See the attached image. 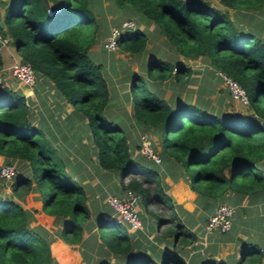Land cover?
I'll return each mask as SVG.
<instances>
[{"label": "trees", "instance_id": "trees-1", "mask_svg": "<svg viewBox=\"0 0 264 264\" xmlns=\"http://www.w3.org/2000/svg\"><path fill=\"white\" fill-rule=\"evenodd\" d=\"M218 1L8 0L0 14V32L9 37L21 60L51 80L85 114L101 167L116 170L120 178L134 170L145 173L142 179L121 184L146 199L151 196L146 183L154 177L153 172L132 157L124 130L106 117L108 84L101 64L88 52L106 12L117 14L118 23L126 10L135 11L139 21L152 23L178 54L204 58L212 69L236 79L246 89L248 103L237 112L233 108L207 109L188 101L171 105L141 85L143 78L136 75L130 83L133 116L156 131L161 129L160 155L180 161L191 187L200 194H255L264 188V175L258 167L264 160V36L260 35L264 32V0ZM48 8L54 13L48 14ZM146 38L135 26L121 34L118 46L129 53L140 52ZM146 71L154 80L172 77L175 83L184 84L190 80L192 68L154 57L148 60ZM0 154L5 156L4 163L18 164L11 192L0 190V264H56L45 230L29 225L31 212L17 199L34 180L43 205L64 217L60 236L77 244L90 213L86 192L64 170L55 148L30 122L25 96L3 84ZM157 195L172 205L160 188ZM122 227L114 217L101 218V243L116 261L103 256L92 264H184L177 253L160 262L135 255L130 235Z\"/></svg>", "mask_w": 264, "mask_h": 264}, {"label": "crops", "instance_id": "crops-1", "mask_svg": "<svg viewBox=\"0 0 264 264\" xmlns=\"http://www.w3.org/2000/svg\"><path fill=\"white\" fill-rule=\"evenodd\" d=\"M7 1L0 0V12ZM124 14H127L126 17L137 19V28L147 36L145 48L136 53H129L119 46L109 50L101 45L96 46L95 37L88 52L101 64L108 84L109 98L104 110L106 117L121 126L129 138L128 145L132 157L141 166L152 170L154 176L146 184L151 196L146 199L141 196L139 201L142 228L130 230L123 224L130 235L135 255L149 256L160 262L177 253L184 264H264L260 250L264 245V188L255 194L226 191L218 197H207L191 187L187 171L173 156L163 153L160 162L145 158L139 151L140 134L148 133L156 151L161 152V129L156 131L135 119L130 83L134 76L141 75L147 88L171 105L188 101L207 109L217 110L221 107L225 111L234 107L232 103H240L234 98L230 103L229 99L226 100L228 103L220 99L216 104L209 98L200 100L197 96L202 90L198 88L197 83L203 75L211 78L212 67L207 61L201 57H185L174 50L177 54L173 55L177 57L170 58L168 51H171L172 46L168 42L158 41L159 38L163 40V37L159 33L155 35L151 32L152 23L139 21L137 13L130 9ZM261 32L260 35L264 36V32ZM102 49H106L112 56L103 55ZM118 51L129 55L118 57ZM0 52L2 84L25 96L30 122L40 129L55 148L57 156L63 162L64 170L83 186L90 211L89 218L84 222L87 228L81 242L67 243L59 234L64 217L43 208V198L33 180L29 190L17 199L23 208L31 212L29 225L45 230L44 236L49 240L56 264H92L103 256L116 261L114 254L102 245L98 232L102 215L111 211L108 196L111 193L121 194L125 189L122 182L127 183L133 178L142 179L145 173L134 170L121 179L116 170L101 167L85 114L67 100L51 80L39 72L32 85L18 82L10 75L8 68L13 60L21 59L20 55L11 44H3ZM154 57L175 64L179 62L189 65L192 68L190 80L180 84L175 83L172 77L165 80L150 78L146 72V64ZM210 78L204 83L210 82ZM206 92L210 98L214 96L212 88ZM240 105L246 108L245 105ZM232 111L237 112L239 109L233 108ZM5 161V156L0 154V163ZM258 167L264 175V160L258 163ZM159 188L171 198L172 205L158 197ZM220 202L233 206L231 226L224 231H206V219L214 206Z\"/></svg>", "mask_w": 264, "mask_h": 264}, {"label": "built area", "instance_id": "built-area-1", "mask_svg": "<svg viewBox=\"0 0 264 264\" xmlns=\"http://www.w3.org/2000/svg\"><path fill=\"white\" fill-rule=\"evenodd\" d=\"M55 10L48 8V14H53ZM136 26V21L132 17H124L117 24L110 26L108 33L103 38V46L106 49L114 50L118 47V39L122 33L131 30ZM0 40L2 44H10L9 37L3 36L0 32ZM8 71L10 75L18 82L32 85L36 80V72L33 67L26 61L15 59L10 64ZM221 79L225 82L231 96L237 101L247 104L248 98L246 89L234 78L226 73L217 70ZM0 86H2V72L0 70ZM140 153L147 159L155 162L161 161V155L153 146L151 136L142 132L140 134L139 143ZM16 166L14 163H3L0 165V177L10 180L16 174ZM141 194L132 188H125L121 194L111 193L108 196V204L111 211L104 213L102 218H115L118 222L125 224L128 229L136 230L143 226L142 219L139 214V201ZM233 206L227 202L217 203L212 212L208 215L204 228L206 231L220 230L224 231L230 228L233 216ZM264 259V245L260 248Z\"/></svg>", "mask_w": 264, "mask_h": 264}, {"label": "rangeland", "instance_id": "rangeland-1", "mask_svg": "<svg viewBox=\"0 0 264 264\" xmlns=\"http://www.w3.org/2000/svg\"><path fill=\"white\" fill-rule=\"evenodd\" d=\"M214 4H219V1L218 0H211ZM1 2H4V0H1ZM106 3V2H105ZM2 11H3V8H2ZM2 11L0 12V13H2ZM107 14H106V17H104L105 18V21L103 20L102 21V24L99 26V28H97V30H96V32H95V37L97 38V40H96V42L94 43L96 46L97 45H101V46H103V38L106 36V34L108 33V30H109V27L112 25V24H114L115 22L114 21H116L117 19V14H112V13H109V12H106ZM127 16V14H124V17H126ZM129 16V15H128ZM131 17V16H130ZM77 18V16H75V17H73L72 19L74 20V19H76ZM123 18V17H122ZM135 20H136V22H137V19L135 18V17H133ZM121 19V18H120ZM151 32L153 33V34H158L157 33V31H155V30H151ZM161 37H163V40L161 39V38H159V40L158 41H162L163 43H165V42H167V40H166V38L162 35ZM103 51V55H105V56H108V55H111V53L110 52H108V51H106V49H102ZM170 50L171 51H168V56L170 57V58H172V59H174L175 57H177L176 55H173V53L175 54L176 52H174V51H176L175 50V48L174 47H172V48H170ZM174 50V51H173ZM177 54V53H176ZM129 54H126V53H124L123 51H118V52H116V56H118V57H126V56H128ZM112 56V55H111ZM116 56H114V58H116ZM138 56V55H137ZM90 57H91V59L93 60V61H95V62H97L96 61V59L94 58V57H92L91 55H90ZM144 57V56H143ZM194 64H199V62H194ZM200 64H202V61L200 62ZM211 68V67H210ZM147 72V71H146ZM210 75H211V78H210V76H207V75H203V78L201 79V80H199L198 81V83H197V85H198V88L199 89H201L202 91H200L199 92V96H197L200 100H203V99H205V98H209L211 101H213V103H215L216 104V102H217V100H223L224 101V103L225 102H227L226 100L227 99H229V95H228V88H227V86L225 85V82L221 79V77L219 76V74H218V71L217 70H214V69H212V71H210ZM147 74H148V72H147ZM141 76V75H140ZM211 79V81L210 82H208V83H204V81H206L207 79ZM139 82H140V84L141 85H143V86H145L146 88H147V85H146V82L144 81V79H142V80H139ZM213 89L214 90V92L212 93V94H214V96H211V98H210V95H209V93L208 92H206L207 90L208 91H210V89ZM148 89V88H147ZM149 90V89H148ZM207 96V97H206ZM232 97V96H231ZM233 98V97H232ZM230 100V99H229ZM229 103H230V101H228ZM227 102V103H228ZM234 102V101H233ZM239 102V101H238ZM240 104H242V105H245L246 106V104H243V103H241V102H239ZM261 103L262 104H264V98L261 100ZM232 104H234V107L233 108H235V109H239V110H242V109H244V106H241L240 104H238L237 102H235V103H232ZM4 163V162H3ZM3 163H0V165L1 164H3ZM12 163H14V162H12ZM15 164V166L17 167L18 166V164L15 162L14 163ZM64 167V166H63ZM10 182H11V179L10 180H5V179H3V178H1L0 177V190L2 191V192H4V193H10L11 192V189H10ZM146 184H148V182L146 183ZM46 211H51V207L50 206H44L43 207ZM125 225H123V227L122 228H124L125 229Z\"/></svg>", "mask_w": 264, "mask_h": 264}, {"label": "water", "instance_id": "water-1", "mask_svg": "<svg viewBox=\"0 0 264 264\" xmlns=\"http://www.w3.org/2000/svg\"><path fill=\"white\" fill-rule=\"evenodd\" d=\"M1 24H2V23H1V20H0V26H1ZM2 45H3V44H2V42H1V40H0V47H1Z\"/></svg>", "mask_w": 264, "mask_h": 264}]
</instances>
